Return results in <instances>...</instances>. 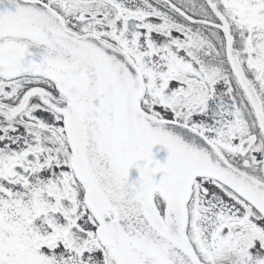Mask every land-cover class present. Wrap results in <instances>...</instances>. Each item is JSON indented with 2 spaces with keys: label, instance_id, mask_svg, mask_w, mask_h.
Here are the masks:
<instances>
[{
  "label": "snow or ice",
  "instance_id": "6c2138e0",
  "mask_svg": "<svg viewBox=\"0 0 264 264\" xmlns=\"http://www.w3.org/2000/svg\"><path fill=\"white\" fill-rule=\"evenodd\" d=\"M0 264H264V0H0Z\"/></svg>",
  "mask_w": 264,
  "mask_h": 264
}]
</instances>
